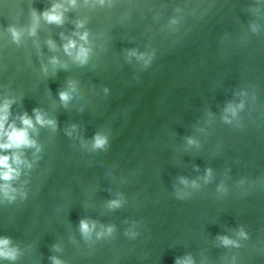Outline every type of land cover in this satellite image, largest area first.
<instances>
[{
    "label": "water",
    "instance_id": "95a60500",
    "mask_svg": "<svg viewBox=\"0 0 264 264\" xmlns=\"http://www.w3.org/2000/svg\"><path fill=\"white\" fill-rule=\"evenodd\" d=\"M5 100L36 147L0 151L26 161L0 264H264V0H0Z\"/></svg>",
    "mask_w": 264,
    "mask_h": 264
},
{
    "label": "clouds",
    "instance_id": "9594fccd",
    "mask_svg": "<svg viewBox=\"0 0 264 264\" xmlns=\"http://www.w3.org/2000/svg\"><path fill=\"white\" fill-rule=\"evenodd\" d=\"M77 0H69V4L71 6L76 5ZM103 3V0H101ZM64 6L62 4H53L49 9L45 10L40 15L50 24L62 25L64 22V14L61 9ZM77 27H82V24H78ZM33 34L35 33V28L32 30ZM13 37L15 39L19 38V33L16 32L15 29L12 30ZM87 33H83L80 35V40L87 42ZM50 46L55 47L52 41L48 42ZM64 50L68 55L73 54V50L77 48V43L75 40L69 39L66 44H64ZM89 50L85 48L83 45L79 46L78 51L75 54V59L78 60L81 64L86 63L88 58ZM57 61L53 58L52 63L55 64ZM60 99L67 103L70 99V96L67 92L59 93ZM10 108L11 102L5 100L3 104H0V151L7 152L9 150H19L22 148H30L36 147V141L33 140L29 135V129H33L35 127L33 119L28 116L27 113H24L20 116L21 126L17 127L15 122L9 123L10 117ZM35 113V123L40 125H51L55 127L56 122L54 120H46L44 116L39 112V110L34 109ZM233 114L234 110H233ZM190 143L192 141H189ZM108 143L107 137L101 136L97 134L94 137V148H104ZM37 151L39 149L37 148ZM26 163L18 153L13 152L12 155H0V194L6 197L8 200L12 201L15 199L13 193H15L16 189L11 187L10 182L13 179H17L20 175L19 165ZM16 165L17 167H13ZM31 167L30 164L27 165ZM111 207H118V201H112L110 203ZM95 228V224H90L87 220L80 221V231L83 236L88 237L92 233ZM107 232L110 234L112 232V228L109 227ZM242 236L245 233H240ZM104 233H97V236H102ZM223 243L225 245L234 244L235 242L228 239L227 237L223 238ZM18 257V249L11 246V241L9 238H0V259H7L10 261H15ZM52 264H63V261L58 259L57 257H52ZM176 264H193L191 258H186L184 260H177Z\"/></svg>",
    "mask_w": 264,
    "mask_h": 264
}]
</instances>
